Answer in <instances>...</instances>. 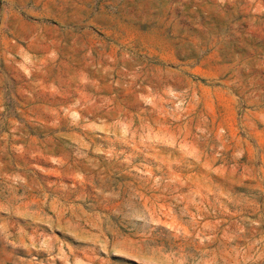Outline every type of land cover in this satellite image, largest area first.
I'll return each mask as SVG.
<instances>
[{
	"label": "rangeland",
	"instance_id": "1",
	"mask_svg": "<svg viewBox=\"0 0 264 264\" xmlns=\"http://www.w3.org/2000/svg\"><path fill=\"white\" fill-rule=\"evenodd\" d=\"M0 264H264V0H0Z\"/></svg>",
	"mask_w": 264,
	"mask_h": 264
}]
</instances>
